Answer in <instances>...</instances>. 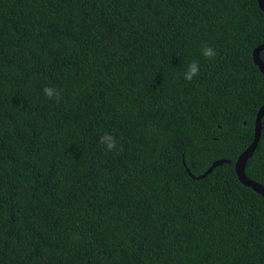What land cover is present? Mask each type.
<instances>
[{
    "label": "trees",
    "instance_id": "16d2710c",
    "mask_svg": "<svg viewBox=\"0 0 264 264\" xmlns=\"http://www.w3.org/2000/svg\"><path fill=\"white\" fill-rule=\"evenodd\" d=\"M261 44L258 0H0V264H264Z\"/></svg>",
    "mask_w": 264,
    "mask_h": 264
},
{
    "label": "water",
    "instance_id": "95a60500",
    "mask_svg": "<svg viewBox=\"0 0 264 264\" xmlns=\"http://www.w3.org/2000/svg\"><path fill=\"white\" fill-rule=\"evenodd\" d=\"M260 8L264 11V0H258ZM261 50H264V44L259 45L255 48L253 52V58L254 63L259 67L261 72L264 74V62L261 59L260 52ZM263 116H264V104L261 106V108L258 110L256 121H255V128H254V139L251 145L245 149L237 158L235 162V171L237 173V176L242 184L251 187L256 192L260 193L264 197V186L259 183L258 181L250 178L246 174V164L248 159L252 156L254 150L256 149L258 142L260 141L261 134H262V128H263ZM224 162H229L228 160L221 159L216 162H214L207 171L199 176H203L207 173H209L215 166L221 165Z\"/></svg>",
    "mask_w": 264,
    "mask_h": 264
},
{
    "label": "clouds",
    "instance_id": "9594fccd",
    "mask_svg": "<svg viewBox=\"0 0 264 264\" xmlns=\"http://www.w3.org/2000/svg\"><path fill=\"white\" fill-rule=\"evenodd\" d=\"M201 55L208 60H215L217 56L216 49L208 44H203L201 49ZM200 74V63L198 60H192L187 63L182 75L186 82H192ZM43 93L49 100H55L59 103L63 99V90L57 89L49 85L43 87ZM100 144L105 146V150L112 151H123V146L119 145L116 137L110 133H104L100 136Z\"/></svg>",
    "mask_w": 264,
    "mask_h": 264
}]
</instances>
